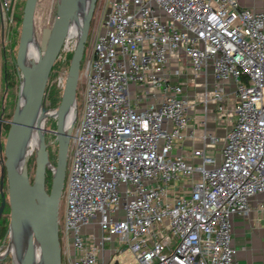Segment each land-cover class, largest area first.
I'll return each instance as SVG.
<instances>
[{
  "label": "built area",
  "instance_id": "obj_1",
  "mask_svg": "<svg viewBox=\"0 0 264 264\" xmlns=\"http://www.w3.org/2000/svg\"><path fill=\"white\" fill-rule=\"evenodd\" d=\"M18 1L0 0L4 26L16 24ZM109 2L75 111L63 259L108 264L129 249L135 264H240L233 217L264 193V11L238 0ZM220 115L231 127L205 129L197 162L173 154L192 117L206 126Z\"/></svg>",
  "mask_w": 264,
  "mask_h": 264
},
{
  "label": "water",
  "instance_id": "obj_2",
  "mask_svg": "<svg viewBox=\"0 0 264 264\" xmlns=\"http://www.w3.org/2000/svg\"><path fill=\"white\" fill-rule=\"evenodd\" d=\"M38 1L26 0L21 37L14 60L19 79L18 101L4 145L1 147L4 167L1 176L0 220L7 202L10 206V234L13 264H63L60 239V205L66 184L69 151L76 122L68 118L76 105L79 79L91 22L98 0H90L84 22L70 61L61 102L56 108H47L46 90L53 68L68 42L69 33L78 8V0H59L52 26L43 29L41 51L35 62L27 66L24 58L35 35V15ZM55 111V115L51 112ZM56 118L53 129L42 128L43 121ZM70 119V120H69ZM36 131L38 147L35 152L36 170L31 179L28 151L29 141ZM47 132L54 135L56 162L50 167V145ZM2 121H0V137ZM53 173L50 191L47 172ZM5 175L8 197L4 191ZM15 251H14V249Z\"/></svg>",
  "mask_w": 264,
  "mask_h": 264
},
{
  "label": "rangeland",
  "instance_id": "obj_3",
  "mask_svg": "<svg viewBox=\"0 0 264 264\" xmlns=\"http://www.w3.org/2000/svg\"><path fill=\"white\" fill-rule=\"evenodd\" d=\"M59 0H40L38 1L36 15H35V38L41 48L42 43V35L43 29L45 27H49L53 25V22L56 18V12H57V3ZM26 0H19L17 7H16V13L15 16H17L18 20L16 21L15 25H9L4 26L0 22V120L6 121L11 120L14 114V110L16 107V103L18 101V93H19V79H18V73L15 67V58L17 56L18 47L20 43V37H21V28H22V19H23V13H24V7H25ZM109 0H98L97 7L94 13V19L91 22V29H90V36L88 38L87 44H86V51L84 55V59L82 62V69L79 79V85H78V93H77V110L79 113H81L83 109L84 102V93H85V87H86V78L84 75L85 71V65L90 58L91 54L93 53V44L95 42L97 33L99 29L101 30V22L104 20L105 14L107 12V9L109 7ZM22 17V19H21ZM77 34V33H76ZM73 35V36H76ZM75 39H72L69 43V48L73 49L75 46ZM68 49L64 50L62 52V55L65 56L66 52H68ZM24 64L28 65L27 61L24 58ZM15 68V69H14ZM60 77L58 78V84L62 85L64 87L66 76L68 73V68L66 66L63 67ZM7 71L10 73V81L6 80V74ZM56 118H49L47 119L48 127L47 129H53L55 127ZM47 139L51 140L54 144V135L52 132H47ZM32 141L30 139L28 151L32 148ZM56 147L55 144L51 150V161L56 162ZM32 158L29 162V169H30V175L31 179H34L35 170H36V162H35V152H32ZM1 159V156H0ZM1 161V160H0ZM70 162V159H69ZM1 164H0V184H1ZM69 172V171H68ZM52 183V182H51ZM49 187L51 188V184H49ZM4 191L6 192V184L4 185ZM1 192V191H0ZM8 197V196H7ZM1 201V200H0ZM63 202V200L61 201ZM64 203V202H63ZM63 203H62V209H63ZM1 205V204H0ZM2 219H8L9 225H10V219L11 213H10V207L5 208L3 213ZM83 231L87 232H94L98 236L101 235V229L99 226H86L83 228ZM112 260L108 264H116V260H120V263L123 264H135L136 262V255L131 250L127 249L123 252L114 253ZM111 254L108 253V256ZM63 264H68L65 259H63Z\"/></svg>",
  "mask_w": 264,
  "mask_h": 264
},
{
  "label": "crops",
  "instance_id": "obj_4",
  "mask_svg": "<svg viewBox=\"0 0 264 264\" xmlns=\"http://www.w3.org/2000/svg\"><path fill=\"white\" fill-rule=\"evenodd\" d=\"M238 1L243 7L264 11V0ZM191 90L193 88H190L189 92ZM228 90L234 91V86L229 85ZM210 111L214 112V107H211ZM194 118L190 119L188 127L184 130L186 136L176 139L173 154L197 162L199 159L192 156V151L203 145L202 135L205 129L224 136L231 124L222 115L208 120L206 126L200 125L201 123L195 121ZM192 130L194 134L191 133ZM221 145L222 142L216 149H219ZM232 245L236 249V258L240 264H264V193L251 199V209L248 214H237L233 217Z\"/></svg>",
  "mask_w": 264,
  "mask_h": 264
},
{
  "label": "trees",
  "instance_id": "obj_5",
  "mask_svg": "<svg viewBox=\"0 0 264 264\" xmlns=\"http://www.w3.org/2000/svg\"><path fill=\"white\" fill-rule=\"evenodd\" d=\"M21 19H22V17H21ZM17 20H18V18H17ZM73 52L74 51L66 53L65 56H63L61 54L60 57L58 58L56 64H55L54 68H53L52 74H51L49 82H48L49 85L47 86V90H46L45 104H46L47 108H50V109L56 108L59 106V104L61 102L64 87L62 85L58 84V78L60 77L61 71H62V69H64L63 68L64 66H66L68 69H70L69 66H70V61H71ZM10 78H11L10 73H9V71H7L6 80L10 81ZM9 127H10L9 124L3 123V128L9 129ZM31 141H32V137H31ZM53 163L55 164V162H53ZM52 177H53L52 171L48 170L47 182L49 184H51V182H52ZM6 195L8 196L7 192H6ZM0 200L3 201L2 196H1V192H0ZM1 201H0V204H1ZM7 207H10L8 202H7ZM1 225H3V232H6V230L8 229V226H9V220L8 219L6 220L5 218L2 219Z\"/></svg>",
  "mask_w": 264,
  "mask_h": 264
},
{
  "label": "bare ground",
  "instance_id": "obj_6",
  "mask_svg": "<svg viewBox=\"0 0 264 264\" xmlns=\"http://www.w3.org/2000/svg\"><path fill=\"white\" fill-rule=\"evenodd\" d=\"M78 1H79L78 2V8H77V12H76L75 17H74L75 19L73 20V23H72L70 33H69V38H68V42H67L68 44L72 39H75L77 41L79 34H80V30H81V24L84 22L85 15H86V12L88 10V6H89V2H90V0H78ZM75 34H76V36H73ZM40 51H41V48H40V46H39V44L35 38V35H34L33 38L31 39L29 45H28V50H27L26 55H25V60L28 63V65H26V67L31 65L33 62H35ZM75 111H76V105L69 112L68 118L73 119V117L75 116ZM51 113L55 115V111H52ZM41 126L43 129L47 128L48 127L47 121H43ZM33 134L34 135H32V145H31L32 148H31V150H29V153H31V154L38 147V136H37L38 134L36 133V131ZM14 251H15V249H14Z\"/></svg>",
  "mask_w": 264,
  "mask_h": 264
},
{
  "label": "flooded vegetation",
  "instance_id": "obj_7",
  "mask_svg": "<svg viewBox=\"0 0 264 264\" xmlns=\"http://www.w3.org/2000/svg\"><path fill=\"white\" fill-rule=\"evenodd\" d=\"M0 121H2V134L0 137V156H1L0 164L2 166L1 167V175H2L4 162L2 161L1 147L5 143V140H6V137L8 134V130H9V129L3 128V123L9 124V125H10V123H9V120H6V121L0 120ZM53 146H54V144L51 143L50 148H49L50 151L52 150ZM50 155H51V152H50ZM5 183H6V192L8 193V185H7L6 175H5ZM47 189H48V191H50L48 182H47ZM1 220H2V218H1ZM1 220H0V264H13V251L11 248V241H10V236H9L10 234H8L9 226H8V229L6 230V232H3V225H1Z\"/></svg>",
  "mask_w": 264,
  "mask_h": 264
}]
</instances>
